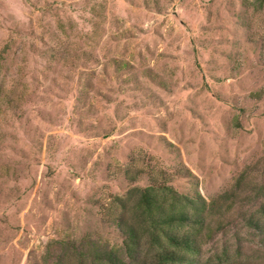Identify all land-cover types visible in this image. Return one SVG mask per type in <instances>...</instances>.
<instances>
[{
    "label": "rangeland",
    "instance_id": "rangeland-1",
    "mask_svg": "<svg viewBox=\"0 0 264 264\" xmlns=\"http://www.w3.org/2000/svg\"><path fill=\"white\" fill-rule=\"evenodd\" d=\"M263 161L264 4L0 0V264H44L64 239L118 245L103 208L149 181L125 168L210 202ZM261 202L237 203L202 257L264 264L241 220Z\"/></svg>",
    "mask_w": 264,
    "mask_h": 264
},
{
    "label": "trees",
    "instance_id": "trees-1",
    "mask_svg": "<svg viewBox=\"0 0 264 264\" xmlns=\"http://www.w3.org/2000/svg\"><path fill=\"white\" fill-rule=\"evenodd\" d=\"M257 1L264 4V0ZM258 164L246 165L229 189L210 202L196 188L188 192L176 190L171 184L173 174L161 172L159 176L153 169L145 172L125 168L130 184L144 173L149 181L145 186L131 184L123 196H112L103 208L109 212L108 221L120 243L107 245L89 236L64 239L48 253L44 264H222L204 259L202 245L233 223L226 219L237 203L262 200L259 215L244 213L241 220L255 234H264V181L249 176L263 173L264 166L258 169ZM178 176L191 179L194 174L183 167Z\"/></svg>",
    "mask_w": 264,
    "mask_h": 264
}]
</instances>
